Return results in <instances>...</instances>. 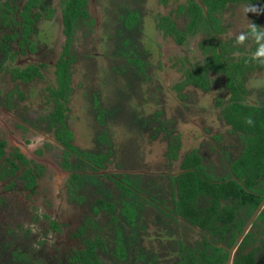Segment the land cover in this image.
I'll return each mask as SVG.
<instances>
[{"label": "flooded vegetation", "instance_id": "obj_1", "mask_svg": "<svg viewBox=\"0 0 264 264\" xmlns=\"http://www.w3.org/2000/svg\"><path fill=\"white\" fill-rule=\"evenodd\" d=\"M236 24L249 36L238 35ZM252 25L264 33V0H0V264L16 250L22 264L28 254L40 264H189L187 251L195 264H264V36ZM165 42L179 44L181 55L165 59ZM113 58L118 65L107 71ZM87 60L98 77L87 84L86 73L78 83L76 65ZM150 79H166L176 112L143 104ZM200 89L214 105H196L193 116L187 101ZM85 97L99 126L92 136L76 111ZM139 129L164 143L170 170L148 160L141 168L127 167L126 158L111 164L115 148L137 159L125 142ZM189 170L230 194L215 221H244L235 236L213 235L176 214L172 178ZM158 179L164 186L155 193ZM125 189L142 199L136 207ZM243 191L252 196L235 200ZM126 201L135 209L123 217Z\"/></svg>", "mask_w": 264, "mask_h": 264}, {"label": "rangeland", "instance_id": "obj_2", "mask_svg": "<svg viewBox=\"0 0 264 264\" xmlns=\"http://www.w3.org/2000/svg\"><path fill=\"white\" fill-rule=\"evenodd\" d=\"M251 12L252 13L249 14L251 21L253 23H255L256 26L259 25L260 22L258 21V19H259L258 12H255V11H251ZM231 13L233 14L234 12L232 11ZM111 23H112L111 25H113L114 23H116V21L114 20V22H112V20H111ZM245 29L246 28L243 25L236 24L234 26V30L236 32H238V35L246 33ZM110 32H111L110 34L113 35V37L115 39V32H116L115 26H113L111 28ZM246 36L248 37L249 35L246 33ZM198 37L200 38V36H198ZM199 38L197 39L196 43L200 46V43L203 40V38L200 39V40H199ZM169 40L170 39H168V41ZM110 42H114V41L111 40ZM151 44H153V43H151ZM195 44H194V46H195ZM253 44H254V40L252 39V40H250L248 42V44L246 46L250 47V46H253ZM114 46H116V45H114ZM180 47L181 46L179 44H177V43H171L170 44L168 42H165L164 48L162 47V49H161V50L165 51L164 58L165 59L167 58V60L169 61V58L171 60V59H176L177 57H179V55H181V53H182ZM196 48H197L196 51H200L198 46ZM149 62H150V65L153 66V68L154 67L158 68V70H159L158 72L162 73V71L160 70L162 68L158 67V65H159V61L158 60H156V59H154L153 61L149 60ZM112 64H117L118 65V60L116 61V60H114V58L112 60H110V64H109L110 66H108L106 68L107 71H109V69H110ZM76 66H77V68H76V73L77 74L76 75H78V76H76V82L80 83L79 78H77V77H81V78H83L85 80L86 73H88L87 74L88 78L86 79L87 80V84L90 83L89 82V78L93 79L95 77L96 78L98 77V76L95 75V72H94V70H96L97 67H96V64L93 61L89 62V60H87V62H84L83 66L82 65L81 66L76 65ZM90 71H92V73H89ZM113 74H114V72H113ZM103 75L104 74H100L99 85H102L103 87H106V83L108 82L107 79H109V78H107V77H105ZM153 75H155V74H153ZM177 76H178V74H177ZM166 82H167L166 79L153 80V81H152V79L148 80L147 81L148 85L144 84V87L146 89L147 88H149V89L146 92V96L147 97L143 100V104L146 103L147 107L148 106H153L152 102L156 101L158 103H156V105L154 107L150 108V109L156 110L158 108L157 105L159 106V108H161V106H166L169 109L168 110L169 111L168 114L170 115V113L176 112L175 106H177V105L174 103V100L168 94L164 93V88L163 87L166 86ZM94 84H96V82ZM91 85H93V84H91ZM108 87H109V85H108ZM202 93L203 92H202L201 89L198 92H196V93L193 92V96H194L193 99L190 100V101H187L189 103L191 109H192V111H190V112H191V115H193V116L196 115L197 111H199L198 107H200V106L201 107H203V106H212V108H213L214 97L204 99L203 97L200 96ZM110 96H111V94H110ZM111 98L113 100L115 99V97H111ZM76 100L80 101V106L78 108H76V111L79 112L78 116H82V115L85 116L86 123L89 126V130L86 133L89 134L90 136H92L99 129L98 122H97L96 119H94V115H93L94 111L92 110V107H91L92 106V101L89 102L86 97H85V99L82 98V100L79 99V98L76 99ZM87 101H88V103H87ZM138 103H141V102L139 101ZM109 105H115V103H110V104H108V106ZM196 105H199V106L196 108ZM94 108H95V106H94ZM125 110H126V108H125ZM95 111H96V108H95ZM77 117H75V119H77ZM172 118L174 119V117H172ZM124 122H125V117H124ZM126 143L128 144L129 147L132 144V146H135L137 148V153L136 154L138 156H137V159H134V161H133L134 164L137 163L136 166L132 163L133 158L131 156L127 155V154H124V153H126L127 151L130 150V149H128L127 145H126V147H127L128 150H124L123 153L118 152L116 150V148L111 152V154L109 156V158H110L109 161L111 162V164H113L114 162H117V161L119 162V160L121 158H126L127 159L126 162L128 164H130L131 166L128 165V164H125V165H127V167L135 168V167H138V166L139 167L140 166H145V165H141V164H148L147 163V160H148L149 163L151 161V165H154L155 163L158 162V165H159L158 167H160L159 169L162 168V170L163 169H169L170 170V167L167 168V160H164V158L162 157V151L164 150V143H161L159 141L151 139V137L149 136V134L147 132L139 129L137 134L135 135L134 140L126 139L125 144ZM81 147H84V145H81ZM98 147L99 146H97L95 148H98ZM98 150H99V148L96 151H98ZM143 179L149 180V177L148 176L142 177V180ZM150 181H151V178H150ZM130 182H132V181H130ZM156 182H158V185L155 184V181H153L151 183L156 185L154 187V191H155V193H158L160 191V189L163 188L164 183H163V181H159V179ZM54 192L57 193L58 191H53L52 193L47 194L49 197L51 196V201H52L53 204H54V202H56V200H55V195L56 194ZM124 193H128L130 195V198H132V200L134 201L135 207L138 205V201L142 200V199H138L139 197L136 194H134V192H132V191H130L128 189H125ZM118 197H121V195H118ZM102 202H104V201H102ZM130 202L131 201H126V204L124 206L125 209H123V211H124L123 212L124 213L123 217L127 216L126 208L130 205ZM56 204L59 207H61V204H59V202H57ZM32 206H33L34 210H36V208L37 209L39 208L40 202L37 199H33V205ZM48 206L51 207L52 204L48 203ZM104 206H107V203H104ZM139 206L142 207L143 205L139 204ZM28 207H29V205H28ZM130 208H131L130 209V213H131V212L134 211L135 208L131 207V205H130ZM52 211H53V208H51V213H52ZM61 215L63 216V219H65V220H69L70 219L69 216H67V215L65 216L64 212H62ZM71 220H73V219H71ZM45 226H46V223H45ZM36 233H37V235L35 237L37 238L38 235L40 236L41 232L37 231ZM33 239H34V236H33V234H31L29 236V245L30 246H35V242H34ZM30 246H29V248H31ZM50 254L51 253L48 252V253L45 254V256H48ZM13 255H14L13 256L14 260H17L18 258L22 259V253H19L18 250H16V253H14ZM4 257H6V256H4ZM26 259L28 261L27 264H40V261H39L38 257L35 259L36 263H34L32 261V254H28L26 256ZM11 260L12 259H9V261H7V260L4 259V264H6L7 262H9V264H22V262H16L14 260L13 261H11Z\"/></svg>", "mask_w": 264, "mask_h": 264}, {"label": "trees", "instance_id": "obj_3", "mask_svg": "<svg viewBox=\"0 0 264 264\" xmlns=\"http://www.w3.org/2000/svg\"><path fill=\"white\" fill-rule=\"evenodd\" d=\"M205 82L206 81H201L199 82V84H203ZM241 106V104L236 105L235 108H238V110H240L242 109ZM254 111H258L257 118L260 119V116H262L260 110L258 109V107L252 105L250 107V112H253V115ZM236 119L240 122H244V119H242V117L240 116H237ZM194 163L195 162L189 158L188 160L186 159L185 165L186 167H192L195 165ZM172 184H177L176 193L179 198L177 199L175 195V197H173L172 199V201L174 202V206H176V208L174 209L176 214L182 216L188 221H192L193 223L200 225L204 230L211 232L213 235L223 236L230 231L235 236L237 232L241 231L244 221H215L223 219V208L222 210H220V212L218 211V208L221 204L220 199L226 200L230 195L229 193L218 191L216 189V183L203 182L197 175L195 170H189L178 175L177 177L172 178ZM206 185H209V190L205 189ZM220 186L222 185L220 184ZM233 196L235 200L245 202L247 200L246 198L252 195L243 191V193H236ZM259 200L260 197H256L251 206L256 207ZM165 213L169 214L168 212ZM171 217L175 218L173 214L171 215ZM232 241L233 240H231L230 243ZM187 248L188 247H186V250ZM185 252L183 250V254ZM184 258L188 260L189 264H195V256L193 255V252L187 251V253L184 255Z\"/></svg>", "mask_w": 264, "mask_h": 264}, {"label": "clouds", "instance_id": "obj_4", "mask_svg": "<svg viewBox=\"0 0 264 264\" xmlns=\"http://www.w3.org/2000/svg\"><path fill=\"white\" fill-rule=\"evenodd\" d=\"M249 11H255V8L253 7V8H251V9H249ZM252 32L255 33V34H257V35L264 36V33H260V32L257 31V28H256L255 25H252ZM243 38H244L243 36L240 37L241 40H242Z\"/></svg>", "mask_w": 264, "mask_h": 264}, {"label": "water", "instance_id": "obj_5", "mask_svg": "<svg viewBox=\"0 0 264 264\" xmlns=\"http://www.w3.org/2000/svg\"><path fill=\"white\" fill-rule=\"evenodd\" d=\"M262 204H264V199H263V201L261 202L260 206H261ZM247 228H248V225L244 228L243 233H245V231H246ZM238 240H239V239H238ZM237 242H238V241H236V243H237Z\"/></svg>", "mask_w": 264, "mask_h": 264}]
</instances>
